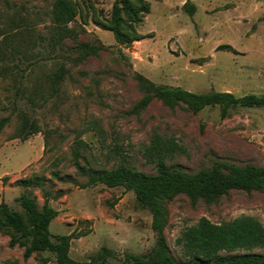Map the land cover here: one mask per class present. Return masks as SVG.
Masks as SVG:
<instances>
[{
	"label": "rangeland",
	"instance_id": "rangeland-1",
	"mask_svg": "<svg viewBox=\"0 0 264 264\" xmlns=\"http://www.w3.org/2000/svg\"><path fill=\"white\" fill-rule=\"evenodd\" d=\"M54 1L0 0V201L20 210L15 197L24 189L16 181L44 177L57 211L49 231L72 236L69 256L86 262L107 247L110 264H127L125 254L154 248L151 214L131 190L89 184L90 175L119 165L153 175L160 159L189 173L216 164L264 166L263 107L236 106L221 116L218 106L193 112L155 97L140 107L147 91L137 75L198 93L263 94L264 1L190 0V15L186 0H145L148 12L132 25L138 39L127 44L102 26L114 0H71L77 14L60 23ZM80 43L100 47L78 59ZM28 190L41 207L42 190ZM162 205L163 235L179 261L188 258L178 240L202 217L219 224L246 215L264 227L261 190L194 200L180 193ZM245 252L264 255V248L236 251ZM0 264L57 262L48 251L24 258L0 232Z\"/></svg>",
	"mask_w": 264,
	"mask_h": 264
},
{
	"label": "trees",
	"instance_id": "trees-1",
	"mask_svg": "<svg viewBox=\"0 0 264 264\" xmlns=\"http://www.w3.org/2000/svg\"><path fill=\"white\" fill-rule=\"evenodd\" d=\"M192 7L190 0L183 4V8L190 15ZM148 10L149 4L145 0H114L110 18L107 24L102 26L112 33L118 44L130 43L138 39L132 25L140 22ZM53 11L55 21L59 23L66 22L77 14L76 5L71 0H55ZM78 46L81 50L78 59L97 53L100 47L83 43ZM63 73V66H60L53 75V84L60 80ZM137 78L147 91L139 101L140 107L155 97L169 107L183 103L193 112H198L206 106H218L221 116H225L229 109L236 106L264 108V93L242 96L216 90L198 93L181 87L155 84L142 75H137ZM156 169L155 174L148 175L119 165L89 176V184L102 183L108 187L122 186L131 190L137 203L151 214V228L157 232L154 248L148 255L125 254L124 261L127 264H264V255L251 252L236 253L238 249L250 251L257 247L264 248V227L258 220L246 215L219 224L211 223L202 217L197 224L186 228L182 239L178 240L182 253L188 260L175 259L163 235L167 211L162 205L163 201L171 200L180 193L194 200L197 197L212 198L231 189L264 191V166L216 164L211 168L189 173L170 169L160 159ZM53 175L57 176L56 173ZM44 181V177L40 176L16 181V184L24 189L15 197L20 210L10 207L1 199L0 232L9 235V246L22 247L24 258L35 251H48L54 255L57 264H110L108 260L111 251L107 247L89 255L88 261L81 262L68 254L72 237L70 234L50 233L49 224L57 215V211L49 204L50 192L43 190ZM30 187L42 190L41 207L29 192ZM222 251L229 254H221Z\"/></svg>",
	"mask_w": 264,
	"mask_h": 264
}]
</instances>
